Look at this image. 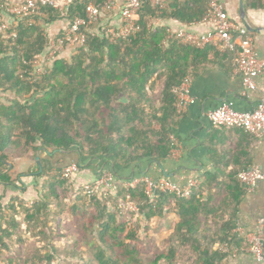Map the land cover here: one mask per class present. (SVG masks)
Wrapping results in <instances>:
<instances>
[{"label":"trees","instance_id":"16d2710c","mask_svg":"<svg viewBox=\"0 0 264 264\" xmlns=\"http://www.w3.org/2000/svg\"><path fill=\"white\" fill-rule=\"evenodd\" d=\"M90 1L75 0L65 11L43 8L35 24L21 19L12 25L9 32L16 37L0 35V183H19L11 178V159L28 152L52 154L41 160L37 170V200L28 206L13 198L0 207V263L21 264V252L15 247L24 243L23 225L25 233L34 235L40 229L35 236L50 239L45 231L48 220L63 212L61 207L69 199L77 230L84 234L74 243L76 248L64 250L63 264L73 259L79 260L75 264H144L142 235L150 233L149 224L155 218L164 227L171 226V231L151 264H227L229 256L218 245L243 244L234 234L245 193L239 174L251 167L254 145L237 149L233 175L208 174L184 198L161 191L149 196L144 176L139 173L142 181L129 185L132 179L126 170L144 160L162 162L172 155L171 130L181 118L175 91L187 80L197 79L217 58L231 55L235 60V54L220 53L211 45L199 49L178 40L164 44L169 27L148 29L157 9L147 2L139 12L141 31L135 36L111 41L102 26L83 28L85 44L67 47L69 57L58 55L39 73V66L32 62L44 64L49 26L63 17L70 24L77 17L86 19ZM4 2L0 0V21L8 16L1 8ZM207 10V0H169L161 18L196 25ZM215 130H235L244 141H256L241 128ZM92 161L101 162L102 177L112 171V190H75L69 178L62 177L69 163L82 170L83 164ZM130 205L137 210L132 211ZM173 215L175 222L168 219ZM89 232L97 243L93 244ZM79 241L92 247L91 258L77 249ZM60 253L54 246L43 256H27L23 263L54 264L55 254Z\"/></svg>","mask_w":264,"mask_h":264},{"label":"crops","instance_id":"0c3cea01","mask_svg":"<svg viewBox=\"0 0 264 264\" xmlns=\"http://www.w3.org/2000/svg\"><path fill=\"white\" fill-rule=\"evenodd\" d=\"M75 0H64L61 10L65 11L69 4ZM96 0L90 1L94 3ZM108 0H105V3ZM230 20L236 24L242 32H248L247 38L251 39L256 48L258 59L264 63V1L242 0L246 14V21L253 29L248 30L240 16L239 0H221ZM18 3V0H13ZM122 0H117V3ZM105 3L101 6H105ZM64 18V17H63ZM52 23L47 34L58 35L68 29L70 21L65 18ZM4 21L9 25H17L11 16H6ZM173 30L185 29L189 32L205 35L212 27L204 23L185 25L176 20L164 21ZM107 30L110 27L120 26V13L118 10L102 13L98 22L92 25L94 30L99 27ZM68 51V50H67ZM64 55L63 51L60 55ZM232 54V53H231ZM257 90L249 97L242 96L244 91L242 77L236 73V67L232 56L219 57L215 63L205 69L202 74L188 84L190 96L195 99L194 104L188 105L181 113V118L172 127L171 139L174 144L172 155L161 162L144 160L142 164L126 170L131 179L140 177L171 179L179 186L187 185L193 181H202L206 175H218L226 178L237 170L233 163L238 148L254 145L252 166H257L264 173V139L244 141L241 132L235 130H215L207 119V114L222 105H228L240 112L252 111L257 102H264V68L257 78ZM261 98V99H260ZM206 143V144H205ZM39 154L40 162L47 157L43 151H37L35 155L28 152L23 157H15L8 162V169L12 179L19 181L17 185L0 183V207L7 206L13 198L24 201L26 205L34 203L39 193L36 186L38 180L39 164L36 156ZM67 154V153H66ZM157 163V164H156ZM82 171L91 176L92 172L102 171L101 162L83 164ZM156 167V169H155ZM97 171V172H96ZM154 173V174H152ZM157 173V174H156ZM163 173V174H162ZM174 173V174H173ZM109 175L113 176L112 171ZM137 175V176H136ZM175 175V176H174ZM178 175V176H177ZM174 177V178H173ZM1 209V208H0ZM264 217V181H260L251 191L244 193L239 206L236 228L241 230V235L234 230V234L242 241V246L236 257L227 258V264H258L255 259L246 252L247 236L253 235L259 230V221Z\"/></svg>","mask_w":264,"mask_h":264},{"label":"built area","instance_id":"2783aa9c","mask_svg":"<svg viewBox=\"0 0 264 264\" xmlns=\"http://www.w3.org/2000/svg\"><path fill=\"white\" fill-rule=\"evenodd\" d=\"M63 2L64 0H18V3H14L13 0H5L1 8L5 10L6 15L13 17L16 21L26 19L29 24H35L37 19L42 16L43 8L50 7L53 10H61ZM147 2L152 8L157 9V13L151 16L148 22V29L155 30L158 26L163 25L164 20L161 18V13L168 9L169 0H122L120 3H117V0H108L105 6L90 3L86 7V19L75 18L68 29L63 32L62 37L57 35L49 36L47 34L46 45L48 51L44 64L39 65L37 61L32 63L39 66V73H43V65H50L67 47L77 48L83 46L87 35L83 33L82 29L94 25L98 22L102 13H108L109 11L118 10L120 13V26L118 28L110 27L105 32L111 41H116L120 37L135 36L141 31L139 12ZM207 2V14L200 23L211 26L212 30L210 32L200 36L185 29L173 30L169 27L168 36L164 44L168 41L178 40L183 44L195 46L199 49L211 45L220 53L233 52L235 54L236 73L242 77L244 88L242 96L249 97L250 94L257 90L256 80L262 73L264 63L257 57L254 42L247 37H243L240 34L239 27L230 20L222 1L207 0ZM11 28L12 25H9L6 21H0V35L3 38L16 37L15 32L10 34L9 30ZM190 82L191 80H187L180 89L175 91L178 95L177 108L180 113L188 105L195 103V99L190 96V91L187 87ZM207 119L214 129L237 127L246 130L256 139H264V102H257L252 111L249 112H240L228 105H222L217 109L211 110L207 114ZM78 170L77 164H71L63 169L62 177L70 179V176ZM140 180L133 179L128 184L135 186ZM145 180L148 183L147 191L149 196H153L156 191H161L173 194L178 198L188 197L192 188L199 183L193 181L187 185L179 186L164 178L155 179L149 177ZM239 180L243 185L244 191L249 192L260 181H264V173L259 167L252 166L239 174ZM113 181L114 177L108 175L107 178L103 177L94 184L83 188L91 193L102 190L110 191L113 189ZM130 209L132 211L137 210L134 205H130ZM236 232L240 234L241 230L237 227ZM218 248L221 253L233 257H236L240 251L237 247L226 243L219 245ZM245 250L258 264H264V217L259 221L258 232L247 236V247Z\"/></svg>","mask_w":264,"mask_h":264},{"label":"rangeland","instance_id":"374dc122","mask_svg":"<svg viewBox=\"0 0 264 264\" xmlns=\"http://www.w3.org/2000/svg\"><path fill=\"white\" fill-rule=\"evenodd\" d=\"M65 51V56L69 57V52L67 49ZM68 158V157H67ZM69 159V158H68ZM73 162L69 163L70 165ZM97 172V171H96ZM91 176H87L86 171L78 170L77 172L73 173L70 176V181L75 188V190H80L83 187L89 186L94 184L95 182L101 180L103 177L100 172L90 174ZM72 197V195H70ZM67 199L65 202V205L61 207V211L63 212L59 213L58 215H51L48 220V226L46 227L45 231H47L48 236L50 239L48 240H42V237L36 235L40 231V229L34 230V235L25 233V225H23V233L21 232V235L24 237V243L17 244L15 249H19L21 252V256L19 258L21 264L23 263V259L29 256L30 258L32 256L41 254L42 256L45 253L51 252L52 247L55 246L56 249H58L59 254L56 255V259L54 264H63V260L66 258L65 255H63L65 249H71L76 248L74 246V243L76 240L78 241L80 237L84 234L83 230H77V221L76 216L72 214V212L69 209ZM31 206V205H30ZM82 209H84V206H81ZM19 219L21 220L22 217L20 216ZM168 219H172L174 222L176 221V216L173 215L171 217L168 216ZM159 218H155L150 224L149 227L151 229L150 233L148 235L143 234L142 238L144 239V253L140 256L143 259L144 264H151L152 256L163 249L164 245V239L169 235L171 229L170 227H164L163 223L158 222ZM172 223V222H171ZM170 223V224H171ZM173 224V223H172ZM159 225L161 228H159ZM163 225V226H162ZM50 229V230H49ZM77 230V231H76ZM51 231V232H50ZM89 238H91V241L94 243H97L96 236H91V232L89 234L87 233ZM53 245V246H52ZM77 249L84 252L85 258H91L92 257V247L89 245H86L85 241H79ZM34 260V257L32 258ZM76 261H79L78 259H73V261L68 260V264H75ZM34 263V262H33ZM0 264H6L4 262H1ZM32 264V263H29ZM35 264V263H34ZM80 264H86L85 262L81 261Z\"/></svg>","mask_w":264,"mask_h":264},{"label":"water","instance_id":"95a60500","mask_svg":"<svg viewBox=\"0 0 264 264\" xmlns=\"http://www.w3.org/2000/svg\"><path fill=\"white\" fill-rule=\"evenodd\" d=\"M239 1H240V8H239L240 16L243 19V22H244L245 26L248 28V30L252 31L253 29L249 26V24L246 21V14H245V10H244L243 1L242 0H239ZM60 153H66V152L61 151ZM36 160L38 161V164L40 165L39 154H37Z\"/></svg>","mask_w":264,"mask_h":264},{"label":"clouds","instance_id":"9594fccd","mask_svg":"<svg viewBox=\"0 0 264 264\" xmlns=\"http://www.w3.org/2000/svg\"><path fill=\"white\" fill-rule=\"evenodd\" d=\"M143 178L146 179V178H149V177H143ZM133 179H142V178H141V177H137V178H133ZM133 179H132V180H133ZM156 179H160V178H156ZM161 179H162V178H161ZM218 246H219V245H218ZM228 256H229V255H228Z\"/></svg>","mask_w":264,"mask_h":264},{"label":"bare ground","instance_id":"6f19581e","mask_svg":"<svg viewBox=\"0 0 264 264\" xmlns=\"http://www.w3.org/2000/svg\"><path fill=\"white\" fill-rule=\"evenodd\" d=\"M261 99V98H260ZM206 144V143H205ZM162 163V162H161ZM157 164V163H156ZM155 169H156V167H155ZM139 174V173H138ZM152 174H154V173H152ZM157 174V173H156ZM163 174V173H162ZM174 174V173H173ZM137 176V175H136ZM175 176V175H174ZM178 176V175H177ZM174 178V177H173ZM170 181H171V179H169ZM142 181V180H141Z\"/></svg>","mask_w":264,"mask_h":264},{"label":"flooded vegetation","instance_id":"af4514ba","mask_svg":"<svg viewBox=\"0 0 264 264\" xmlns=\"http://www.w3.org/2000/svg\"><path fill=\"white\" fill-rule=\"evenodd\" d=\"M50 155H52V154H50Z\"/></svg>","mask_w":264,"mask_h":264}]
</instances>
